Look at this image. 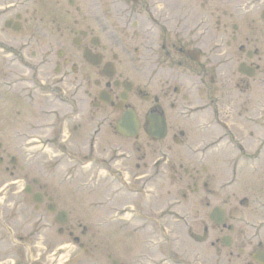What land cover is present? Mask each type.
Here are the masks:
<instances>
[{
  "label": "flooded vegetation",
  "instance_id": "flooded-vegetation-1",
  "mask_svg": "<svg viewBox=\"0 0 264 264\" xmlns=\"http://www.w3.org/2000/svg\"><path fill=\"white\" fill-rule=\"evenodd\" d=\"M139 1L106 0L105 13L102 0H0V264H45L46 256H34L38 237L48 217L61 210L68 216L57 226L62 240L50 245H56V264L63 254L68 256L61 264H264V199L256 196L250 211L245 196L232 204L235 192L228 188L237 178L199 180L197 168L227 135L212 130L227 119L223 105L237 100L223 90L233 80L246 91L258 74L264 81L263 48L249 46L264 40V0H141L143 14L135 7ZM155 25L163 29L159 44ZM247 102L241 105L248 134L260 136L262 106L249 109ZM126 109L141 117L146 146L155 140L148 129L156 115L164 119L166 133L155 141L178 147L175 179L182 188L169 206L181 207L172 211L179 219L190 213L184 231H167L166 211L150 205L158 193H124L120 187L132 182L125 180L128 168L117 165V144L102 147L101 127L106 123L119 136L115 124ZM204 111L211 120H200ZM237 143L233 160L223 157L224 163L236 167L240 153L260 152L257 145L251 150ZM141 159L135 169L145 172L130 179L143 189L150 166L144 153ZM253 159L248 166L259 167ZM53 181L66 185L67 197L79 185L72 196L79 202L82 186H104L108 200L96 210L95 224L80 203L73 215L81 218L71 219ZM120 193L140 194L148 207L114 209L110 199ZM197 194L207 205L219 201L201 225L192 204ZM34 195H42V202ZM216 206L219 222L210 218ZM70 239L77 240L72 252Z\"/></svg>",
  "mask_w": 264,
  "mask_h": 264
},
{
  "label": "rangeland",
  "instance_id": "rangeland-1",
  "mask_svg": "<svg viewBox=\"0 0 264 264\" xmlns=\"http://www.w3.org/2000/svg\"><path fill=\"white\" fill-rule=\"evenodd\" d=\"M106 0H102V8L104 12L106 13ZM131 5V4H129ZM136 9H139L142 11L143 14V4L141 0L138 2V4L135 6ZM92 11L95 10V7L93 6ZM143 17V16H142ZM145 19V17H143ZM155 31H156V37H157V43L159 44L162 39L163 35V29L160 25H155ZM133 27L128 28V31H131ZM136 29V28H135ZM143 32V31H142ZM140 35V33H139ZM141 37L138 38L140 40ZM123 40L125 41V38L123 37ZM250 45H256L257 47L260 46L263 48L262 52V62H264V40L263 38H259L257 41L252 42ZM158 48L155 49V51H159ZM260 62V65L262 64ZM250 88L246 91L243 90L241 85H235V82L232 80L231 84L229 85L228 90H223V92L228 95L229 97H236L237 100L233 104H230L228 106L223 105L224 112L228 113V116L226 117V125L221 127L223 129L221 132L219 131L220 127L214 126L212 127V130L215 131L216 135L218 134H227L225 137L222 138L221 143L217 146V149L215 150V153L210 158H205L200 162V164L197 166L199 171L200 179H205L208 177H211L214 179L215 182H220L222 180H227L232 177H236V182L234 185L229 186L228 189L235 192L234 198L231 199V203H237V199L241 197H247L250 205L247 208V210H252L253 204L251 203L252 200L255 199L256 196L262 197L264 199V81L261 79V74L256 75L254 78L249 80ZM215 96H218L220 92L216 91L214 92ZM246 100L247 107L249 109H255L261 104V109L259 110V125L261 127V134L260 136H249L248 129L250 128L247 126V122L245 118L247 119V116L244 115L245 109L241 105V101ZM206 101V100H205ZM208 101V100H207ZM206 101V102H207ZM203 102V101H202ZM228 108H231L228 110ZM234 108V110L232 109ZM107 110H103V113H105ZM142 111V108L140 109ZM202 117L200 120L205 119L206 117L211 120V115H208V112L204 111V114L199 115ZM225 118V117H224ZM102 147L104 148H110L112 144H117L121 150H119V154L121 155V152L130 154L131 158H119L118 159V165L128 168V174L129 179L131 176L135 174H141L145 172V170H136L135 164L141 163L143 160L141 159V155L145 154V159L147 162H149L150 168L147 170V173H149V181L144 185L143 192H151V193H158V197L149 199L152 204H150L152 207L158 209H164L166 211V226L168 232L177 233L179 231H184L185 227L187 226L188 222L190 221V213H188V216L185 217V219H188V222L186 224L185 219H179L176 216L175 212H172L175 210H180V206H169V200H173L174 198H178V193L181 191V184L175 179V176L179 172L175 166V162L177 160V154H178V147L173 146L169 140H162V141H152L150 140V146H146L147 137L145 134L140 130L138 132V138L137 140L133 139H124L121 137H117L112 134L111 128L108 124L104 123L102 124ZM210 131V130H208ZM207 131V132H208ZM207 132H204V134H209ZM214 133V132H213ZM241 142V144H246L251 146V150H253L254 146L257 145L260 150L259 153H252L249 150H246V153H240L239 156L242 155V159L239 161L241 165L238 164V166L234 167L231 166L233 164L231 163H224L223 157L226 158L228 161H232L234 156L236 155V145L237 142ZM170 144L172 148L170 150L166 149V146ZM257 157L256 160L260 162L259 167H251L248 166V164L252 161H254L253 156ZM224 158V159H225ZM201 164L206 166L207 169L205 171H202L200 169ZM46 173V172H45ZM48 176V174L46 173ZM132 183H130L131 187H139V183L134 180L130 179ZM52 186H55V189H59L60 196L58 197L56 195L57 200H59V205L66 208L68 212H70V215H72L71 219H79L81 217H77L74 214V208L76 204L74 201H69L68 197L64 195V186L55 184V181H53ZM112 186H115L114 184ZM104 186L102 185H95V186H89L88 190H92L96 198H91L86 201H83L80 203L82 209H85L88 212H91L93 216L88 217V219L91 221L92 224H95V217L96 210L101 208L102 201L105 200L106 192L107 190L103 189ZM262 188V189H261ZM94 189V190H93ZM261 189V190H260ZM204 192L199 191V193ZM51 193V192H50ZM87 195L85 196V198ZM197 198V199H196ZM205 197L200 194H197L195 196V201L193 200L192 204L195 202L199 213V225H201V219L207 220V213L211 209L213 204L219 203L218 199H212L209 202V205L206 204ZM71 199V198H70ZM74 200V198L72 199ZM45 201V200H44ZM130 202L131 204L135 205V208H146L147 203L145 201V205L142 204V201H140V194H134L129 196L128 198L125 196V194H121L118 196H115L112 202H110L111 205L120 207L122 204H127ZM141 204L139 205V203ZM173 202V201H172ZM184 202H188L183 200ZM41 207V206H40ZM78 207V206H77ZM76 207V208H77ZM107 210L111 208V206L106 205L105 206ZM192 208V207H190ZM254 215V219L256 220V216H258L257 212L252 213ZM75 216V217H74ZM261 216L264 219V211L262 212ZM183 220V222H182ZM121 221V220H120ZM136 222V221H135ZM48 228H45L40 236L38 237V246H37V254L36 256L43 257L45 259V256L47 257L46 264L50 262V264H56V260L54 261L52 257L54 254L52 253L53 248H51L52 243L58 242L61 238H59L58 234L56 233L57 223L53 219L52 216L48 217ZM76 235H79L78 232H76ZM62 240V239H61ZM46 247V248H45ZM71 250L74 249V246L72 245ZM10 249H7L9 251ZM66 255H62L59 258V264L63 263V258Z\"/></svg>",
  "mask_w": 264,
  "mask_h": 264
},
{
  "label": "water",
  "instance_id": "water-1",
  "mask_svg": "<svg viewBox=\"0 0 264 264\" xmlns=\"http://www.w3.org/2000/svg\"><path fill=\"white\" fill-rule=\"evenodd\" d=\"M119 130L121 131L122 129H121V128H119Z\"/></svg>",
  "mask_w": 264,
  "mask_h": 264
}]
</instances>
